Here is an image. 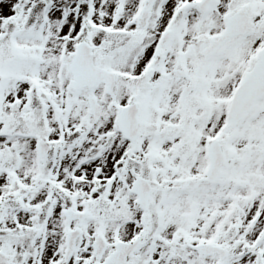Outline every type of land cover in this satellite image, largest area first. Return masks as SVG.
<instances>
[{"label": "snow or ice", "instance_id": "obj_1", "mask_svg": "<svg viewBox=\"0 0 264 264\" xmlns=\"http://www.w3.org/2000/svg\"><path fill=\"white\" fill-rule=\"evenodd\" d=\"M0 264H264V0H0Z\"/></svg>", "mask_w": 264, "mask_h": 264}]
</instances>
